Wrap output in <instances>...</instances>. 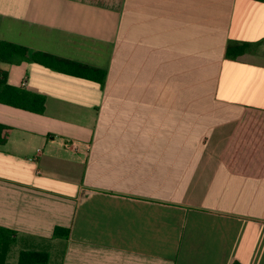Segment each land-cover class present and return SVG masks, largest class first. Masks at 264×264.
Instances as JSON below:
<instances>
[{"label":"crops","instance_id":"obj_1","mask_svg":"<svg viewBox=\"0 0 264 264\" xmlns=\"http://www.w3.org/2000/svg\"><path fill=\"white\" fill-rule=\"evenodd\" d=\"M0 42L28 51L0 62V89L7 73L45 98L0 103L16 264H264V0H0ZM236 43L249 52L226 59Z\"/></svg>","mask_w":264,"mask_h":264},{"label":"trees","instance_id":"obj_2","mask_svg":"<svg viewBox=\"0 0 264 264\" xmlns=\"http://www.w3.org/2000/svg\"><path fill=\"white\" fill-rule=\"evenodd\" d=\"M250 45L247 43H236L228 45L225 58L228 60H237L239 57L249 52ZM27 49L0 42V62L7 64L21 63L27 59ZM33 60L39 64L52 68L60 73L69 74L74 77L84 78L99 82L104 85L106 73L95 68H90L73 62L60 60L58 58L35 53ZM0 103L13 106L18 109L43 114L45 111V98L39 95H33L21 89L10 86L7 83V73H3L0 89ZM10 130L0 125V130ZM15 232L0 226V264H11L9 262L12 248L15 244ZM69 230L57 227L54 232L55 238H67ZM50 256L40 251H22L17 264H49ZM239 264V263H236Z\"/></svg>","mask_w":264,"mask_h":264},{"label":"rangeland","instance_id":"obj_3","mask_svg":"<svg viewBox=\"0 0 264 264\" xmlns=\"http://www.w3.org/2000/svg\"><path fill=\"white\" fill-rule=\"evenodd\" d=\"M16 261H17V254H13V255H10V258H9V262L11 264H16Z\"/></svg>","mask_w":264,"mask_h":264}]
</instances>
